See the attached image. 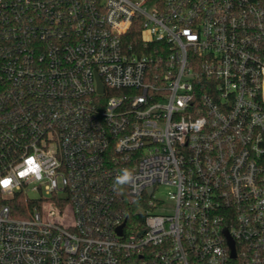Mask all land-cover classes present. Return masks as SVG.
<instances>
[{
  "label": "built area",
  "instance_id": "1",
  "mask_svg": "<svg viewBox=\"0 0 264 264\" xmlns=\"http://www.w3.org/2000/svg\"><path fill=\"white\" fill-rule=\"evenodd\" d=\"M0 264H264V1L0 0Z\"/></svg>",
  "mask_w": 264,
  "mask_h": 264
},
{
  "label": "trees",
  "instance_id": "2",
  "mask_svg": "<svg viewBox=\"0 0 264 264\" xmlns=\"http://www.w3.org/2000/svg\"><path fill=\"white\" fill-rule=\"evenodd\" d=\"M262 1H264V0H262ZM131 31H132L131 33H133L135 36L134 38H136L137 40L140 39V32H141L140 26L138 27V25H134L132 27ZM17 215L25 216L26 214L25 213H17Z\"/></svg>",
  "mask_w": 264,
  "mask_h": 264
},
{
  "label": "rangeland",
  "instance_id": "3",
  "mask_svg": "<svg viewBox=\"0 0 264 264\" xmlns=\"http://www.w3.org/2000/svg\"><path fill=\"white\" fill-rule=\"evenodd\" d=\"M37 193L36 192H34V191H31L30 192V195H36ZM155 197H159V198H163L164 197V199L166 198V195L164 194V193H162V192H160V191H156L155 192ZM166 201L168 202L169 200L168 199H166Z\"/></svg>",
  "mask_w": 264,
  "mask_h": 264
},
{
  "label": "snow or ice",
  "instance_id": "4",
  "mask_svg": "<svg viewBox=\"0 0 264 264\" xmlns=\"http://www.w3.org/2000/svg\"><path fill=\"white\" fill-rule=\"evenodd\" d=\"M5 183H7V182H5Z\"/></svg>",
  "mask_w": 264,
  "mask_h": 264
},
{
  "label": "water",
  "instance_id": "5",
  "mask_svg": "<svg viewBox=\"0 0 264 264\" xmlns=\"http://www.w3.org/2000/svg\"><path fill=\"white\" fill-rule=\"evenodd\" d=\"M233 244V243H232Z\"/></svg>",
  "mask_w": 264,
  "mask_h": 264
}]
</instances>
